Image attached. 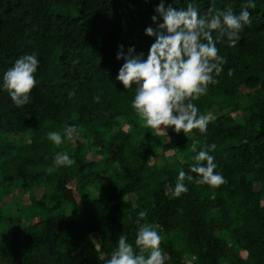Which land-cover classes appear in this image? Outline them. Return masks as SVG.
Listing matches in <instances>:
<instances>
[{
	"label": "trees",
	"instance_id": "trees-1",
	"mask_svg": "<svg viewBox=\"0 0 264 264\" xmlns=\"http://www.w3.org/2000/svg\"><path fill=\"white\" fill-rule=\"evenodd\" d=\"M160 2L0 0V264H105L121 234L134 245L141 211L140 223L163 237L164 264H264V0L248 9L251 22L234 47L226 37L217 42L226 61L213 73L219 83L192 101L199 114L216 115L206 132L189 137L142 127L131 107L135 85L126 89L117 79L121 45L147 58L156 38L145 30L156 28ZM164 2L177 10L192 2L204 16L213 3L239 15L245 0ZM26 54L39 60L36 87L17 107L3 75ZM69 125L77 128L72 140L64 136ZM53 131L63 138L59 146L47 139ZM201 150L215 157L226 182L186 179L188 192L174 197L180 170L196 177L190 167ZM63 152L74 164L57 168ZM13 188L28 197L17 215L1 204Z\"/></svg>",
	"mask_w": 264,
	"mask_h": 264
},
{
	"label": "clouds",
	"instance_id": "clouds-1",
	"mask_svg": "<svg viewBox=\"0 0 264 264\" xmlns=\"http://www.w3.org/2000/svg\"><path fill=\"white\" fill-rule=\"evenodd\" d=\"M255 9L254 0H245L239 15L234 14L231 7L220 10L214 3L206 15L201 16L192 2L186 8L165 6L161 0L152 16L156 28L148 27L146 35L154 36L147 58L136 53L135 47H129L127 54L123 45L117 53V59L125 62L119 70L117 79L126 89L135 85L136 94L131 107L141 121V126L153 130L156 134H167L168 128H174L177 134L185 136L194 129L206 132L210 117L199 114L198 107L192 102L206 95L210 84L219 83L213 76H219L226 63L219 55L216 46L218 41L227 38L228 46L234 47L240 32L250 24V12ZM162 19V23L159 22ZM217 32L213 37V32ZM39 60L35 54H26L15 61L3 75L2 87L8 92L13 103L22 107L29 102L30 94L36 87L35 73ZM232 75V70L228 73ZM99 102V96L94 97ZM77 133L73 125L64 128V136L72 140ZM47 139L54 145L63 143L59 132H49ZM215 144L210 145L215 150ZM195 151V144L192 145ZM195 163L190 171L197 174L194 178L180 170L173 191L174 197L188 192L185 180L197 185L218 187L225 183L224 177L215 171V157L208 151L201 150L193 158ZM206 162V164L204 163ZM74 160L67 152L57 153L55 167L71 166ZM50 168L49 171H54ZM147 216L145 211L139 213L136 223L139 226L134 245L128 242L126 235L121 234L117 247L112 251L105 264H164L161 249L163 237L156 228L140 221ZM103 259V256H100Z\"/></svg>",
	"mask_w": 264,
	"mask_h": 264
},
{
	"label": "rangeland",
	"instance_id": "rangeland-1",
	"mask_svg": "<svg viewBox=\"0 0 264 264\" xmlns=\"http://www.w3.org/2000/svg\"><path fill=\"white\" fill-rule=\"evenodd\" d=\"M243 91H246V90L243 89ZM208 114H206V115H208L210 118H212V117H214L216 115L215 111H211ZM232 115L236 119L241 120V113L239 111H233L232 112ZM25 140H27V138ZM98 158H99V156H96V159H98ZM167 158L170 159V157H168V156H167ZM155 161L158 164H161L162 163V160L159 157L156 158ZM90 189L92 190V192L95 195H98V191L96 190V188L94 186L91 187ZM40 193H41V190L40 189L35 190V194H37V196H39ZM27 203H28V197L24 193V191L21 188H13L11 190L10 195L8 197H6V198H3V202L1 204H2L3 208H5L6 212H8L11 215H17V214H19V208L22 205H25ZM68 215L70 216V214H68ZM94 239L96 240V238H94ZM94 244H95V247H96V241L94 242ZM90 255H91V251L89 249H86L83 252V256H85V257H89ZM80 257H81L80 254L76 256L77 259H79ZM165 258H166V256H164V259ZM187 258H188V261L189 262H191L193 260V257L192 256H189Z\"/></svg>",
	"mask_w": 264,
	"mask_h": 264
}]
</instances>
